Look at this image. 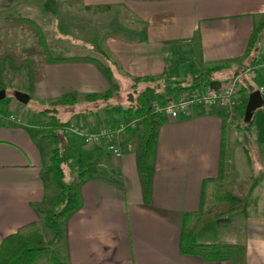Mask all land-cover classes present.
<instances>
[{
	"label": "crops",
	"instance_id": "1",
	"mask_svg": "<svg viewBox=\"0 0 264 264\" xmlns=\"http://www.w3.org/2000/svg\"><path fill=\"white\" fill-rule=\"evenodd\" d=\"M78 2L89 10L120 7L138 20L140 27L125 35L106 36L94 56H88L112 69L113 85L91 64L44 65V78L32 95L49 104L75 93L76 103L65 107L85 103L86 109L69 122L82 119L93 127L103 121L122 120L124 115L112 113L107 104L110 100L89 103L85 97L110 91L111 97L116 96L126 81L147 82L155 89L164 87L162 96L169 97L171 89L179 87L176 82L184 80L191 71L210 74L211 81L201 88H220L244 69H252L250 77L258 86L263 105L254 112L248 132L234 130L218 109H196L191 117L167 120L158 131L152 193L147 204L142 198L136 156L123 151V146L132 142L133 134L129 132L123 138L120 158L103 149L84 151L82 147L87 146L81 145L84 158L98 150V155L104 153L106 160L98 166L114 172L119 183L104 178L82 185V207L65 226L62 262L231 264L180 253L183 217L198 210L202 181L217 177L220 154L225 148L227 180H243L248 185L244 207L226 222L203 227L198 242L240 244L246 249V264H264V61L257 62L248 52L252 31L264 16V0ZM56 3L50 5L56 9ZM157 100L158 96H153L150 103ZM228 128L240 145L243 140H250L256 155L254 167L242 146L234 163L226 136ZM39 132V127L30 121H0V242L21 227L38 223L41 216L35 208L48 206L55 194L51 174L46 170L50 149L44 146Z\"/></svg>",
	"mask_w": 264,
	"mask_h": 264
},
{
	"label": "trees",
	"instance_id": "2",
	"mask_svg": "<svg viewBox=\"0 0 264 264\" xmlns=\"http://www.w3.org/2000/svg\"><path fill=\"white\" fill-rule=\"evenodd\" d=\"M13 0H7V6ZM264 31V16L255 25L250 37L248 52H254L261 33ZM14 34L31 37L42 48L44 58L37 59L24 56L18 49L7 43L0 44V91L5 90V75L11 73H25L26 92L34 93L36 84L44 78V65L84 63L93 65L102 76L113 85L112 69L101 60L85 57H53L50 55L47 44L43 38L41 27L32 19L26 17H8L0 22V35ZM211 81L208 73L191 71L182 81H177L179 87L171 89L168 98H177L191 88H201ZM151 82H153L151 80ZM253 92V91H252ZM118 95V94H117ZM112 96L111 91L104 95H89L85 100L89 103L95 101L108 102ZM245 96V87L242 86L241 97ZM167 97L158 96V102H164ZM131 99V98H130ZM77 96L70 93L61 97L50 108L40 112L48 121H30L33 125H42L53 131L52 141L55 148L51 151L50 166L47 170L51 174V185L55 190L51 203L48 206H38L35 211L43 218L44 226L54 240L64 237L67 221L82 207L81 187L84 183L104 179L119 183L112 171H104L98 166L99 161L86 163L77 174L73 168L76 160L81 156V141L66 135L65 130L69 122H60L57 118L58 109L73 106ZM247 99L242 101L233 113L223 111L225 119H241L242 129L249 131L253 118L248 123L243 122ZM112 113L122 114L124 119L138 118L141 125L138 129L130 131L134 138L129 145L123 146V151H131L136 156V167L144 203H149L152 193L155 158L158 140V131L167 122L163 115L153 112L150 101L146 105H129L127 108L111 107ZM6 116L0 114V121L7 122ZM9 123V122H8ZM117 123V121H113ZM225 126V123H224ZM58 133H61L59 138ZM69 172V175H68ZM227 161L225 148H222L219 159L218 175L215 178L204 179L201 184L199 206L196 212L186 213L183 217L180 237V253L186 256L200 257L208 262H224L231 264H246V249L240 244H202L198 242L200 230L211 223L226 222L234 213L242 210L247 193V182L243 180H227ZM72 178V179H71ZM49 249V243L41 234L36 222L27 224L15 233L5 237L0 242V264H36ZM54 264H64L58 260Z\"/></svg>",
	"mask_w": 264,
	"mask_h": 264
},
{
	"label": "rangeland",
	"instance_id": "3",
	"mask_svg": "<svg viewBox=\"0 0 264 264\" xmlns=\"http://www.w3.org/2000/svg\"><path fill=\"white\" fill-rule=\"evenodd\" d=\"M50 3H56L59 7L55 9L54 5H50ZM48 5L52 6V8ZM8 17H26L34 20L41 27L43 38L50 55L53 57H65L70 54L94 56L98 45H102L106 36H118L117 33L125 35L127 31H138L140 27L139 21L120 7L89 10L82 7L78 0H13L9 6H7V0H3L0 10V22ZM2 42L18 49L26 57L44 58L42 48L31 37L1 34L0 44ZM251 53L252 58H257V62L261 63L264 61V31L259 37L256 50ZM239 82L241 86L245 87V96H242V98L248 99L252 91H258L257 84L247 75H241ZM5 83V98L0 101V114H5L7 115L6 117H12L14 121H19L20 123L33 120L39 122L48 121L44 116L40 115V112L46 108H50L53 103H41L34 95L29 94L30 99L26 104H21L14 98L17 93L27 94L26 76L24 72L16 74L7 72L5 75ZM162 84L163 86H167L165 82H162ZM163 91L164 87L159 86V88L155 89L147 82L130 83L126 81L121 84L118 95L111 97L107 104L109 107L118 106L121 108H127L129 105L143 106L153 96L163 94ZM85 109V103H77L73 108L62 107L58 109L57 118L60 122H69L76 115L83 113ZM227 120L233 125L234 130L240 129L244 131L239 117H236L234 120L231 118ZM37 126L39 127V133L42 136L44 146L50 149V161L51 151L55 148L52 141L53 131L42 125ZM230 131L231 128H228L226 136L230 143V155L233 156L234 163L238 161L237 155L238 153L241 154L240 148L242 146L246 148L247 160L254 167L256 155L252 149L250 140L245 139L242 142L239 141L241 143L240 145L234 141V137ZM65 134L69 135L66 132ZM58 136L61 138V133H58ZM82 149L87 151L93 148L87 146L85 148L82 147ZM97 152L101 153L100 150ZM97 152L89 155L88 158L79 156L73 168L74 174H77L86 163L94 161L96 158H98L99 162L103 163L106 160L104 153L98 155L99 153ZM49 166L46 170H48ZM100 169L106 171L101 167ZM37 224L40 227L42 236L49 243V249L46 255L36 264H54L56 260L62 262L65 255L64 237L60 240H54L53 235L46 230L42 217H40V221Z\"/></svg>",
	"mask_w": 264,
	"mask_h": 264
},
{
	"label": "built area",
	"instance_id": "4",
	"mask_svg": "<svg viewBox=\"0 0 264 264\" xmlns=\"http://www.w3.org/2000/svg\"><path fill=\"white\" fill-rule=\"evenodd\" d=\"M252 69H246L241 75L252 76ZM229 81L220 88L206 86L192 88L183 92L177 98H166L164 102L152 104L153 112L163 115L167 120H178L191 117L196 109L209 111L218 109L233 113L242 104L240 77ZM9 123H20L12 117L5 118ZM141 122L138 118L103 121L96 126H89L82 119L69 122L65 132L81 141L82 145L95 149H103L109 155L120 158L122 152V140L130 132L138 129Z\"/></svg>",
	"mask_w": 264,
	"mask_h": 264
},
{
	"label": "water",
	"instance_id": "5",
	"mask_svg": "<svg viewBox=\"0 0 264 264\" xmlns=\"http://www.w3.org/2000/svg\"><path fill=\"white\" fill-rule=\"evenodd\" d=\"M5 98V91H0V101ZM15 100L21 104H26L28 100L30 99L28 94L25 93H17L14 96ZM263 105V99L261 97V94L259 91H253L249 94L247 103L245 106L244 116H243V122L245 124H248L253 117L254 112L261 108Z\"/></svg>",
	"mask_w": 264,
	"mask_h": 264
}]
</instances>
